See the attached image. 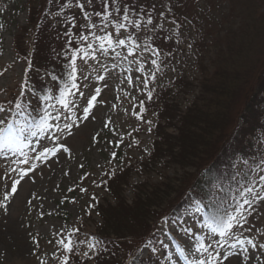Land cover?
Returning <instances> with one entry per match:
<instances>
[{"label":"rangeland","instance_id":"obj_1","mask_svg":"<svg viewBox=\"0 0 264 264\" xmlns=\"http://www.w3.org/2000/svg\"><path fill=\"white\" fill-rule=\"evenodd\" d=\"M26 1L0 3V264H64L67 253L60 241L67 238L76 244V254L70 255L76 260L71 264H95L93 248L100 235L115 248L108 264H126L136 250L139 259L149 264H194L197 259L213 264L210 252L232 244L230 238L245 243L236 242L232 251L218 253L214 264H264V248L260 247L264 244V201L245 205L247 223L241 221L232 229L234 235L225 238L211 232L204 223L203 202L192 200L190 195L193 183L210 162V154L224 143V136L231 133L240 140L237 130L243 128L239 119L242 100L261 80L264 66L262 0H179L188 17L180 28L165 13L170 0H152L155 21L138 27L135 24L130 34L119 28L121 16L116 14L104 22L82 19L79 24L83 30H78L76 41L88 56L64 54L58 60L62 68L66 64L73 67L75 60L78 90L71 89L72 72L57 87L43 74L29 73L32 40L25 28L29 29L31 12ZM45 1L32 0L34 5L36 2L34 16L43 15L39 8ZM71 8L76 12L74 6ZM46 17L52 27L61 20L50 11ZM75 26L74 32L80 27ZM109 34L111 45L106 42ZM120 39H126L125 46L118 43ZM199 44L204 51L196 52ZM49 49L46 56L57 59L56 49ZM233 50L252 53L241 94L235 100L227 99L231 102L227 110H223L225 101L205 108L211 124H201L205 128L201 138L195 131L203 140H194L193 148L189 145V152L184 153L190 156L188 160L181 159L177 149L171 160L170 149L154 147L161 141L155 135L177 144L182 117L195 108L203 110L205 104L199 86L203 73L198 64L203 61L204 70L213 73L220 55L229 58ZM185 82L188 87L180 88ZM28 84L37 85L30 90ZM217 87V83L211 85L210 90L217 92ZM66 88L71 89V95ZM91 96H96L94 106L86 102ZM62 97L67 99L68 108L59 103ZM162 98L173 100L170 113L167 107L161 108ZM85 108L90 111L85 113ZM157 110L163 112L158 115ZM164 111L168 117L159 120ZM223 112L227 123L215 124ZM256 127L250 142L243 144L246 154H239L219 178L222 187H230V181L240 182L236 199H240L238 190L264 175V116ZM9 128L11 133L6 131ZM207 142L211 151L204 149ZM235 146L241 149L238 143ZM109 177L114 187L119 186V204L112 224L118 220L108 229L107 221L103 222L94 208L102 206L114 212L116 195L105 191ZM217 193L218 189L209 198ZM228 203L231 209L226 213L231 214L236 200ZM179 204L186 208L166 216ZM128 209H136L137 214L131 215L132 224L126 225L128 213L133 211ZM201 242L208 252L196 251ZM182 250L185 255H180ZM168 253L176 255L175 261L165 262Z\"/></svg>","mask_w":264,"mask_h":264},{"label":"trees","instance_id":"obj_2","mask_svg":"<svg viewBox=\"0 0 264 264\" xmlns=\"http://www.w3.org/2000/svg\"><path fill=\"white\" fill-rule=\"evenodd\" d=\"M1 1L2 0H0V3ZM262 1L261 4L264 5V2ZM26 4L31 12V15H29V29L25 28L26 33L30 31L28 37H30L32 40V50L31 53H29L30 58L27 59L29 63V73H32L33 76L44 74L53 81L54 85L62 83L67 75L72 71V66H68L66 64L62 68V66L58 65V60H60V57L64 56V54L74 57H77L80 54H84L83 47L76 41L78 30H83V25L79 24L82 19L91 18L90 21L97 20L104 22L111 18L113 14H116L121 16V19L119 18L120 24L122 23L125 25V27L122 29L126 30L129 34L132 32L135 24L149 25L155 21V17H153L155 9L154 6H152V0H47L41 5L42 7L39 8L42 10V16L40 15V11L37 13L40 16H34V14L32 13L36 6V2L34 5L32 3V0H27ZM80 4H83L84 7H79ZM73 6L76 8V12H74V10L71 8ZM182 9V2L179 0H170L165 8L166 15L169 17V19H171L176 28H180L188 18L186 14H183ZM48 11L61 16V20L58 26L52 27L51 22L46 17ZM125 16L128 17L127 20L124 19ZM190 19V21L193 22L192 17ZM36 20L38 21L36 22ZM149 20L151 21L150 23ZM2 21L3 16L0 8V24L2 23ZM90 21L88 20L89 24ZM71 24L80 26L81 28L75 26L77 27V29H75L74 32V25L71 26ZM205 32L208 34V30L205 29ZM156 42L158 44V47H162L161 42ZM51 46L56 49L55 56L57 59L52 58L53 60H50L48 56H46L48 55L47 52L50 50L49 48ZM151 47H153V45ZM202 50L203 48L200 44L196 46V52H200ZM155 51L157 53H161V51L157 48H155ZM249 52L250 53H244V50H233L230 52V54L232 55L229 58H227V56L220 55L219 62H215V64L218 65V68H216L215 66L216 70L213 73L209 72L208 70H204V67L201 66V64H203V61H201L198 66L203 73V82L199 85L201 93L203 95L202 100L203 102H205L203 110L198 109L196 111L195 108V111H191L187 113V115L182 117L183 123L182 128L179 131L180 134L177 137V144L171 145L169 142H167V140H165L166 142L164 141L162 135H155V137L159 138L161 141H156L154 147H158L159 149H170V151L173 153V155H171V160H174V150L177 149L180 151L179 157H181V159L188 160L190 156L187 155L189 156L187 158L184 153L186 151L187 153L189 152V145L191 144V148L195 147V145H192L194 143V140H201L200 138L205 132V128L202 125L208 127L211 124L210 112H208V110H205V108L210 109L211 104L214 103V105H216L220 104L222 101H225L223 103V110H227L228 105L231 103L230 101L228 102V100L233 98L235 100L237 99L238 93L241 94L240 88L245 83V78L248 77L247 75H249V70L247 69L249 62L248 59L252 55L250 50ZM62 59L64 60V57ZM216 83L218 84L217 92H215L214 90H210L211 85H215ZM36 85L37 84H28L27 86L30 87V90H34V88H36ZM188 85L189 83L185 82L181 85L180 88L186 89ZM39 90L42 91L40 88ZM210 95L211 97L214 96L216 100L209 97ZM159 101L161 103V108L167 107L166 111L170 113L169 103L170 105H172L173 100L162 98V100ZM242 101L243 102L241 104L242 108L239 114V119L241 123H243V128H239L237 130L240 140L238 139V137H232L231 133H228L226 136H224V143L221 144L220 147L213 150V153L210 154V162L209 164L205 165L206 169L203 170L204 174L201 178L197 179L193 183L194 191H192V193L190 192L192 200H202L206 203V220L211 222H213L214 217H225V211L222 206L228 200V198L231 197L232 191L236 188L230 181L232 187H229L228 190H225V188L220 185V192L222 194L220 197L209 198V194L212 191L211 185L219 183V178L223 175V169L229 168L232 164V161L236 159L239 154H246L243 151V144L246 142H250V137L255 134L258 122L264 116V66L261 70V80L256 82L255 85H252L250 93H248L245 100ZM157 111L159 113L158 115L163 112L162 110ZM164 113L161 116L162 118H159V120L165 121V118L168 117V114H166L165 111ZM198 118L200 119L199 122H197ZM227 118L228 117H226V114L224 112L220 113L218 114V119L215 124H220V122L221 124H226ZM254 118H256L257 120V122L255 121V123L252 120ZM249 121H251V123H249ZM223 127L224 126H221L220 130H222ZM195 131L200 132V138L195 136ZM222 132L226 133L224 130ZM237 143L238 147H241V149H238L235 146ZM204 149L211 151V145H208L207 142L204 145ZM195 152H197V149L195 150ZM114 183L115 182L111 177H109L105 183V191L113 196L116 195L117 202L115 204L114 212H111L110 209L102 206H96L94 208L95 210H97L99 215L103 217V222L107 221L108 229L110 227L113 228V225H115L118 220V218H115V222L112 224L113 215L117 210L116 206L117 204H119V197L117 196L119 186L118 188L114 187ZM138 200L139 199H137V201ZM137 205L138 203H135V207ZM183 208L186 207L183 204H179L174 209L171 208L166 216H170V214H180ZM136 209H131L133 211L131 213H128V221L126 219V225H128V223L132 224V220L130 221L129 218L131 217V215L137 214V211H135ZM131 210L128 209V211ZM120 227H122V225L118 224V228ZM69 241H71L73 251L69 252L66 249L67 264H71L72 262L74 263L76 260L75 257H73L72 259L70 257V255L76 254L74 250L76 244L74 243L72 238L66 239V243H68ZM96 242L97 243L94 244L93 248L95 255V264H108L109 259H112L113 257L112 253L115 249L113 243L108 239H105V237H103L102 235L97 236ZM146 242L148 243L150 241L146 239ZM126 264H149V262L139 259L138 250H136L133 255H131V259L129 260V262Z\"/></svg>","mask_w":264,"mask_h":264},{"label":"snow or ice","instance_id":"obj_3","mask_svg":"<svg viewBox=\"0 0 264 264\" xmlns=\"http://www.w3.org/2000/svg\"><path fill=\"white\" fill-rule=\"evenodd\" d=\"M79 7L83 8L84 5L80 4ZM125 20L128 19L127 16L124 17ZM151 21L149 20V23ZM139 25H137L138 27ZM125 25L124 24H119V28H124ZM83 40H87V37H82ZM97 39H103L100 37H97ZM126 39H130V37H127ZM126 39H120L118 41V43L122 46L126 45ZM107 44L111 45L113 43L112 38H111V34L108 35L107 40H106ZM133 43H135V41H133ZM101 47H103V45H101ZM88 56L87 52H84V57ZM153 63H155V61H153ZM72 85H71V89H77L78 90V85L75 83V79H76V67H75V60L72 61ZM71 89L66 88V93L67 95H71ZM99 91V90H97ZM81 95H83V93H81ZM96 101V96H91L90 99H88L86 102L90 105V106H94ZM60 104H62V106L64 108H68L69 107V103L67 101V99L65 97H62L59 101ZM17 107H19V105H17ZM85 113H88L90 111V108H85L84 109ZM87 118V117H85ZM65 127H69V125H65ZM8 133L12 132V129L9 128L6 130ZM48 151H53V149H48ZM25 163H27V161H25ZM261 171H264V169H261ZM259 189V190H258ZM16 189L13 188L12 192L15 193ZM262 192H264V175H260L258 180L257 179H252L248 182V186L247 187H243L242 189L238 190V194L240 199H236L234 197V199L236 200V203L234 205V212L231 214H227L225 217H214L213 218V224L212 225H208L211 229V232L213 234L218 233L221 237H229L230 234L234 235V233H232V229L234 228V226L239 225L241 223V221H243L244 223H247V217L244 215V212L248 211V209L245 208V205L251 206L253 204H258L261 201H264V194H261ZM250 197V198H249ZM5 199H8V194H5ZM199 210V208L197 209ZM188 231V230H185ZM225 242H227V240H225ZM61 244L64 245V247L69 251H73V247L71 245V241H69L68 243H65L63 240L60 241ZM237 243L243 245L245 243V240H237ZM248 244H251L253 248H256L257 245L255 243L252 242V240H247ZM232 247H235V244L232 245ZM261 248H264V244L260 245ZM208 247H206L202 242L199 244V246L196 248V251L198 253L200 252H208ZM185 259H187V257H185ZM216 258L212 257V261L213 264L215 262ZM64 264H67V259L65 260ZM194 264H208L207 261L205 260H201V259H197L196 261H194Z\"/></svg>","mask_w":264,"mask_h":264},{"label":"bare ground","instance_id":"obj_4","mask_svg":"<svg viewBox=\"0 0 264 264\" xmlns=\"http://www.w3.org/2000/svg\"><path fill=\"white\" fill-rule=\"evenodd\" d=\"M209 236H210V235L207 234V237H209ZM230 239H232V244L227 245V246L222 247V248H219V252H218V251L210 252V253H211V254L209 253L210 256L218 257L219 254H221V253H223V252H225V251H227V250L232 251V245H233L234 243H236L237 241H235V240H236L235 238H230ZM218 253H219V254H218Z\"/></svg>","mask_w":264,"mask_h":264}]
</instances>
